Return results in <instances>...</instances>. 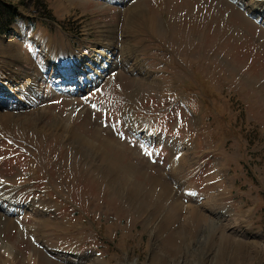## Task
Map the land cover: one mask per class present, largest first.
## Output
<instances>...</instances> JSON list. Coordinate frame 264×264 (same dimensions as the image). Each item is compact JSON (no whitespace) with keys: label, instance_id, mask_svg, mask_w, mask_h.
<instances>
[{"label":"rangeland","instance_id":"374dc122","mask_svg":"<svg viewBox=\"0 0 264 264\" xmlns=\"http://www.w3.org/2000/svg\"><path fill=\"white\" fill-rule=\"evenodd\" d=\"M17 3L19 21L0 36V81H16L29 104L10 112L42 111L46 123L58 113L63 124L52 135L0 124V196L43 205L42 224L30 211L11 224L16 264L52 260L24 225L47 235L64 256L56 264H162L153 253L162 236L183 250L199 229L208 244L220 236L204 216H219L250 249L264 245V24L235 0ZM72 62L107 69L90 88L61 90L59 69ZM69 126L98 163L65 135ZM253 258L264 264V251Z\"/></svg>","mask_w":264,"mask_h":264},{"label":"bare ground","instance_id":"6f19581e","mask_svg":"<svg viewBox=\"0 0 264 264\" xmlns=\"http://www.w3.org/2000/svg\"><path fill=\"white\" fill-rule=\"evenodd\" d=\"M236 1L243 3V0H236ZM254 3H255V4H253L254 6L249 5V3H247V4L243 3L244 10L246 12H248L246 9V8H248V10L250 12L254 13L255 15L257 13L258 16L264 22V17L263 18L261 17L262 13L260 11V8H262V3L261 2H254ZM250 12H248V13H250ZM100 53H101V51H100ZM103 60H104V58L101 60V62ZM107 61H106V63H107ZM115 65H116V63H114V64L112 63V65H111L112 68L115 67ZM86 66H88V65H86ZM86 66H84L83 64H77L76 62H72L69 65L61 67L59 69L60 74H58V75H63V77H65L64 78L65 80L56 83V86H58V87L60 86L61 90H72V92H74V91H78V90L79 91L83 90L84 88H90L91 86L96 85L99 78L104 74L105 70L107 69V65L106 64H102L99 66L96 65L95 67H91L90 70H87ZM87 71L92 72V74L90 76L84 77V78L82 76H80V78L77 80V76L79 74L80 75H82V74L86 75ZM97 73H98V78H97ZM55 77H56V74H55ZM96 78L98 79L97 82L92 85V81H95ZM0 79H2L1 76H0ZM89 79H92V81H89ZM17 84L18 83L15 81V82H13V86L9 87L6 84H2V82L0 81V107L3 109V110L0 109V111H6L7 112V114H0V124L3 123L5 118H8L12 127H14V125L17 123L21 126L22 129L29 128V129H34L35 132H37V133H45L48 135L55 134L59 129L58 126L61 127L60 125L63 124V123L61 124V122L59 120V117H61L62 114L56 113L53 123H46V122H43V117L45 116V113L42 111H36V113L32 117H29L28 119H25L26 116L23 119L22 115L16 116L14 112H10L12 110V106L15 103L23 102L24 105L29 104L27 101L24 100V97L22 95H17L16 92L14 91L15 90L14 88L17 87ZM70 84H72V86H70ZM57 119L59 120L58 122H57ZM37 123L39 124V126H37ZM64 131H65V135L68 133L71 134V136H72L71 142L76 144L77 147L80 148L82 151L86 150L87 144L85 145L84 139H81V137H83V136L79 137L75 133L76 131L72 130V127H70V126L65 127ZM61 134H63V133H61ZM144 136L149 137L148 134H145ZM76 139H78V140H76ZM150 142H152V141H150ZM84 153L86 155H88L86 151ZM88 156L91 158H94L97 163L99 161V158L101 157L100 155H99L100 156L99 157V156H95L93 154H89ZM101 163H103V161ZM175 165L176 164H174L173 166H175ZM105 169L109 172V166L108 165H105ZM111 170H112V168H111ZM111 173L112 172H110V174ZM172 173L174 174L175 172L173 171ZM127 183L130 184L129 181H127ZM6 184L7 183L5 181L0 180V189L3 188ZM120 185H121L120 187L123 190H125V191L127 190L128 194L137 195L139 197L140 194L137 192H135L136 194H134L133 193L134 191H131L130 188H127V186H126L127 184L125 185L124 183L121 182ZM167 191H168V194L171 195L172 189L168 188ZM34 201H36V200H34ZM18 203H19V201H18ZM31 203H32L31 205H29V204L20 205V204H17V200H14L13 203H11V202L6 203V201H4L2 199V197L0 196V250H2L4 253V261L6 262V264H16L19 255H21L20 254L21 252L18 251L13 246V244L6 238L7 234L9 233V231L11 229V224L13 225L15 223L17 225L18 223H22V219H21L22 216L21 215L27 213L28 211L32 212L39 219L38 220L40 222L39 224H42V222H44L43 217H42L43 213H41L42 215L40 214V207L43 206L42 202H39V203L34 202L33 203V201H32ZM180 205H181V203H178L176 206L180 208L181 207ZM196 208H198V207H196V206L190 207V209H189L191 212V215L189 214L190 220L193 219L194 215L196 217V214H195ZM189 210H188V212H189ZM198 210H199V208H198ZM155 213H157V212H155ZM187 215H188V213L186 214V217H187ZM166 217H168V216H166ZM187 218H189V217H187ZM157 219L159 220V218H157ZM222 220L219 216H216V218L204 216L203 222H204V226L206 228L209 227L208 226L209 223L214 224V226H213L214 227L213 237L216 235L215 233L220 234V236H218L215 241H211L210 244H208V237L209 236L208 237L204 236L203 235V234H205L204 231L199 229L196 231L197 234L194 235V233H193V239L190 241L191 245H189L190 242L185 244L184 250L181 248V246L179 248H176L177 247L176 244H174V245L170 244V241H169L170 239L168 240V238H167L166 240H164V236H162V237L158 236L161 238V241L159 242L158 249L156 248V250H154L153 253L155 254V256H157V258H160V260L162 261V264H182L181 261L183 262V264H192L193 263L192 261H200V260H201V262H203V264H254L253 263V260H254L253 254L259 255L260 252L264 251V245H262V243H261V246L258 247L257 249L256 248L254 250L250 249V245H252L251 242H249V240H246V237L242 238L243 236H237V235H235L234 232L229 231L230 227L228 229V225L225 224ZM225 220H227V219H225ZM171 221H174V220L169 218L168 221L164 220L163 222H160L158 225L155 226V228L153 226L152 227L154 229H157L161 225L163 226V225L168 224V226H169V224H170L169 222H171ZM205 223H206V225H205ZM153 225H155V224L153 223ZM26 226L27 225H24V227L27 228L29 233L31 234V237H34V238L36 237V242H37L36 244L45 245L48 249L50 247H52V249H50L51 250L50 254H51L52 260H49L48 258L43 259L41 256L33 254L30 257V259H31L30 264H44L43 260L46 263L49 261V264H56V262L58 260H60L59 257H64V256H60L56 253L58 249L54 246V244H52L48 240L47 235H45L44 233H41L39 231L34 232L33 230H35L36 228L32 229L29 226L28 227H26ZM203 229H204V227H203ZM175 232L181 233V229L179 228ZM173 234L170 237H172ZM200 237H204L203 243L201 242V240H198ZM196 243H197V246L196 245L194 246V244H196ZM211 246H215V248L212 249ZM253 246L255 247V245H253ZM191 248H193V249H191ZM208 248H209V251H208ZM247 251H254V252H247ZM58 252H63V250L58 251ZM245 255H248L247 260L245 259ZM199 256H202V257L200 259H198ZM96 258L97 259H95V263H92V264H108V263H105L100 257H96ZM75 259L77 260V258H75Z\"/></svg>","mask_w":264,"mask_h":264},{"label":"trees","instance_id":"16d2710c","mask_svg":"<svg viewBox=\"0 0 264 264\" xmlns=\"http://www.w3.org/2000/svg\"><path fill=\"white\" fill-rule=\"evenodd\" d=\"M19 1L24 4V0ZM19 10L17 0H0V36L19 21Z\"/></svg>","mask_w":264,"mask_h":264}]
</instances>
